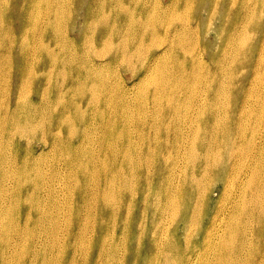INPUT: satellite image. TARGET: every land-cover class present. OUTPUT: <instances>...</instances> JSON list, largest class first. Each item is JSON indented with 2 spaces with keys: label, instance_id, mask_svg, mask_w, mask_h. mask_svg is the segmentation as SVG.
<instances>
[{
  "label": "rangeland",
  "instance_id": "1",
  "mask_svg": "<svg viewBox=\"0 0 264 264\" xmlns=\"http://www.w3.org/2000/svg\"><path fill=\"white\" fill-rule=\"evenodd\" d=\"M263 131L260 0H0V264H218Z\"/></svg>",
  "mask_w": 264,
  "mask_h": 264
},
{
  "label": "bare ground",
  "instance_id": "2",
  "mask_svg": "<svg viewBox=\"0 0 264 264\" xmlns=\"http://www.w3.org/2000/svg\"><path fill=\"white\" fill-rule=\"evenodd\" d=\"M263 144L264 131L259 136V147L253 145L252 148L259 152ZM204 146L208 147L209 143ZM192 149V155L205 153L197 152L195 147ZM245 158L254 159L251 153H246ZM229 170L234 173L227 176ZM216 176H222L223 181L212 183L207 196H213L207 204L203 223L193 234L199 239L203 232V237L208 235L206 240L210 244L194 242L193 251L197 254L210 252L219 261L218 264H264V166L257 174L250 163L231 168V161H227L223 164L222 173ZM224 201L232 204L230 210ZM187 215L185 212L184 216ZM185 234L190 235V232ZM200 261L202 264L206 259Z\"/></svg>",
  "mask_w": 264,
  "mask_h": 264
}]
</instances>
